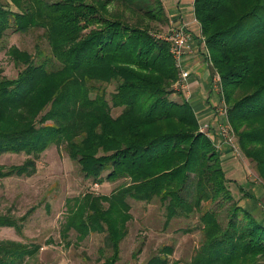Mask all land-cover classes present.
<instances>
[{
  "label": "trees",
  "instance_id": "obj_1",
  "mask_svg": "<svg viewBox=\"0 0 264 264\" xmlns=\"http://www.w3.org/2000/svg\"><path fill=\"white\" fill-rule=\"evenodd\" d=\"M193 10L239 148L264 179V0H193ZM169 25L162 0H0V41L8 30L40 31L48 46L44 53L36 42L30 53L12 45L16 75L0 68V155L26 154L0 165V179L31 176L51 145L86 180L101 183L104 172L108 181L122 179L107 195L67 203L64 230L104 234L112 252L101 264L119 259L130 199L156 203L165 229L192 221L180 229L201 235L187 264H264V209L256 216L233 201L213 140L198 131L188 101L171 97L180 70L161 37ZM227 201L223 223L217 206ZM32 211L0 214V226L20 232ZM38 248L0 239V264H29ZM172 251L164 244L144 264H168Z\"/></svg>",
  "mask_w": 264,
  "mask_h": 264
},
{
  "label": "rangeland",
  "instance_id": "obj_2",
  "mask_svg": "<svg viewBox=\"0 0 264 264\" xmlns=\"http://www.w3.org/2000/svg\"><path fill=\"white\" fill-rule=\"evenodd\" d=\"M39 32L19 33L10 30L6 32L0 41L2 75L10 78L17 73L18 69L7 53V49L12 45L34 53L35 43L38 42L42 51L47 53L48 46L45 39L37 37ZM162 33V35L169 33L167 26H164ZM204 53L210 60L214 76L217 74L219 77L220 80L216 83L222 89L220 74L213 65L210 51L206 46ZM176 84L174 92L178 87ZM111 112L115 115L119 110L112 108ZM229 124L231 125L230 121ZM233 132L236 147L232 148L236 149L234 159L236 166H223V170L225 176L233 180L227 185L233 194V201L238 200L239 203L242 193L235 183L244 184L249 190H253V186L259 187L264 195V179L258 175L254 163L242 153L234 129ZM25 158V153H3L0 155V165L20 164ZM105 175L106 172L103 173L104 179L101 183L84 179L78 165L67 156L66 152L59 146L51 145L38 158L37 170L31 176L0 179V214H9L18 219L26 211L33 209L22 223L20 232L13 227L0 226V239L38 244L39 248L28 260L29 264H101L112 252L105 248L104 234L90 232L85 237L79 238L74 229L64 230V222L68 214L69 199L81 198L88 192L107 195L122 181V179L108 181ZM261 197L260 204L264 205V196ZM129 201L132 218L128 222L126 236L119 243V259L115 264H144L153 252L164 244L173 245V251L168 256V264H187L201 235L196 228H192L189 232L180 229L189 227L192 221L175 220L172 226L165 229L162 225V210L156 203L146 204L132 199ZM102 202L107 204L105 201ZM230 202L217 206L223 223L227 221L225 209ZM262 209L255 211V215L262 216Z\"/></svg>",
  "mask_w": 264,
  "mask_h": 264
},
{
  "label": "crops",
  "instance_id": "obj_3",
  "mask_svg": "<svg viewBox=\"0 0 264 264\" xmlns=\"http://www.w3.org/2000/svg\"><path fill=\"white\" fill-rule=\"evenodd\" d=\"M162 2L170 21L168 30L184 26L188 34L187 46L179 66L180 71L187 73L186 83L183 87H177L173 98H184L192 106L198 119V127L201 126L206 135L213 140L221 155L222 167L234 165L236 149L223 142L218 134L219 126L224 122V115L219 110L222 95L204 53L205 44L194 16L193 0H162ZM240 185L255 195L254 198L242 196L239 200L242 208L253 212L262 209L264 205L260 204V198L264 195L260 188L253 186V190H249L244 184Z\"/></svg>",
  "mask_w": 264,
  "mask_h": 264
},
{
  "label": "built area",
  "instance_id": "obj_4",
  "mask_svg": "<svg viewBox=\"0 0 264 264\" xmlns=\"http://www.w3.org/2000/svg\"><path fill=\"white\" fill-rule=\"evenodd\" d=\"M161 37L166 39L170 43V52H171V54H172V56H173V58L177 64V66L179 67L181 57L185 51V48H186L187 42H188V34L185 31L184 26H179L177 28H174L171 31H169V33H167L166 35H162ZM207 62L210 65L209 58H208ZM186 78H187V73L185 71H183V72L179 71V80H178L176 85L178 87H183L184 84L186 83ZM214 80H215V82L220 80L219 77L217 76V74L214 76ZM219 91L222 95V103L219 106V110L224 115V122H222L220 124L218 134H219L220 139H222L223 142H226L231 147H236L234 145L235 135H234L233 129H232V127L228 121L227 106H226V103H225V100H224V97L222 94V89L219 88ZM199 131L206 135V133L204 132V130L201 126L199 127Z\"/></svg>",
  "mask_w": 264,
  "mask_h": 264
}]
</instances>
